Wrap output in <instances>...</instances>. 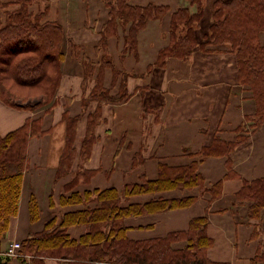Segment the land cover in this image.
<instances>
[{"label": "crops", "instance_id": "1", "mask_svg": "<svg viewBox=\"0 0 264 264\" xmlns=\"http://www.w3.org/2000/svg\"><path fill=\"white\" fill-rule=\"evenodd\" d=\"M42 1L49 4L45 19L62 23L66 42L71 40L77 46L87 43L96 54L95 47L99 44L103 25L109 20L107 0ZM129 1L136 5H165L169 7V11L164 17L148 20L138 31L135 49L125 50V31L122 27L116 35L108 39V49L111 45L119 46L127 54L134 53V56L124 59L126 71L117 69L114 65L118 72L123 70L129 74L122 78L126 97L119 102H102V119L95 128L97 139L85 162L79 149L86 132L88 112L95 110L99 102L97 100L89 103L94 105L87 108L85 115L81 109L74 114L68 111L71 116L81 112L75 140L78 153L70 174L57 178L59 158L65 143L62 110L54 114L53 122L59 123L55 125L51 135L39 134L30 138L28 164L24 171L18 213L11 218L9 229L1 239L0 255H3L2 252L12 241H21L32 233L42 231L45 222L54 215L60 216L64 211L82 206L59 204V196L81 165V161L84 162L81 166L96 171L88 182L81 181L75 186L76 189H122L128 182L141 181L142 174L147 178H156L160 162L177 165L199 160L200 150L213 143L215 138L223 140L224 143L235 142L239 139L238 135L240 137L247 134V138L228 155L208 156L200 162L199 170L205 177L204 188L173 189L160 193L166 197L185 194L197 196L191 205L129 216L124 223L128 227V237L146 239L163 236L171 231L185 230L194 216L207 214L208 233L214 239V244L208 249L209 258L230 264H250L259 244L264 252V211L259 220L248 218L251 202L239 201L236 193L242 188L245 179L264 176V121L252 131L243 133L246 125L253 122L252 115L256 105L251 91L238 79L236 55L225 46L217 47L213 51H205L198 46L186 59L170 56L166 58L164 65L157 66L159 51L167 47L171 40L170 24L173 12L180 7H189L194 12L196 7L189 0ZM214 1H204L200 27L196 30L198 43L206 40L212 22ZM39 7V4H35L32 9L37 11ZM260 40L264 43V30L260 32ZM67 60L66 55L58 88L61 93L66 73L64 63ZM109 60L112 61L110 58ZM75 61L78 62L77 59ZM110 69L105 70L104 85L111 88L112 93H116L121 81L117 77L116 83L112 82ZM80 75L79 87L83 89L82 73ZM94 84L95 78H92V86ZM73 100L74 98L70 104ZM59 101L62 102L61 94ZM57 107L56 105L52 109ZM115 108L120 110L121 117L116 115ZM142 111H145V115ZM30 112L31 109H17L0 100L1 133H7L22 125L26 119L33 118ZM47 115L38 117L42 129L45 130L50 128L47 122H51ZM118 145L120 147L117 153H113V147L117 150ZM137 152H141L143 162L141 166L133 167ZM219 180H222V192L212 199L209 188ZM32 197L36 198L40 209L39 217L35 220L31 219L29 211ZM149 197L151 195L143 194L133 196L129 201H143ZM93 204L94 202H90L91 206ZM85 230L84 225L68 227V231L75 238ZM31 257L24 261L14 256L8 260V264H70L68 260L56 258H45L36 262Z\"/></svg>", "mask_w": 264, "mask_h": 264}, {"label": "trees", "instance_id": "2", "mask_svg": "<svg viewBox=\"0 0 264 264\" xmlns=\"http://www.w3.org/2000/svg\"><path fill=\"white\" fill-rule=\"evenodd\" d=\"M204 1L189 0L196 7L194 12L189 7H180L173 12L171 40L167 47L159 51L156 65H164L170 56L186 59L198 46L205 51L227 47L235 53L238 79L251 91L256 105L253 122L243 129V133H248L247 128L252 131L264 121V43L260 40V32L264 30V0H215L206 40L198 43L196 30L200 27ZM42 2L0 0V100L25 110L53 105L62 80V64L66 59L62 23L45 19L48 3L43 2L37 11L32 9L33 5H41ZM106 3L109 20L103 25L99 44L95 47L96 54L107 52L108 39L116 35L120 27L125 31V49H135L138 31L148 20L164 17L169 11L168 6L153 3L136 5L129 0H107ZM13 4L16 6L12 8ZM3 8L4 16L1 12ZM80 58L84 90L95 78V84L83 103L87 105L89 100L99 101L95 110L88 114L86 132L80 144L79 154L87 159L97 139L95 128L102 119V102H119L126 95L123 93V79L116 93L104 85L103 76L109 67H112L114 84L117 81L118 70L113 62L104 56L96 62L89 54H82ZM8 90H13L14 94L25 92L26 95L22 94L25 99L18 102V98ZM78 120L79 115L71 116L68 111L62 114L65 143L59 158L57 178L73 171L78 153L75 145ZM41 126L39 118H28L7 133L0 131V244L9 229L11 218L18 213L24 171L28 164L29 140L47 131ZM246 135H238L237 141L225 143L215 138L213 143L200 150L199 160L177 165L160 162L156 178H147L142 174L141 181L128 182L122 189H76L75 186L81 181L88 182L96 171L86 168L80 171L78 168L59 196V204L82 206L64 211L60 216L54 215L45 222L42 231L21 240L18 257L25 261V255L30 254L36 262L56 258L68 260L70 264H230L212 260L208 256L214 239L208 233L207 214L194 216L185 230L146 239L128 237L124 220L129 216L191 205L197 196L185 194L166 197L160 193L173 189L204 188L205 177L199 170L200 162L208 156L228 155L247 138ZM137 156H141V152L134 155V166L139 162ZM209 190L212 199L219 196L222 180L211 185ZM143 194L151 197L143 201H129L131 197ZM236 198L241 202L250 201L248 217L259 220L264 209V176L245 179ZM90 202H94V205L91 206ZM29 211L32 220L39 217L40 209L35 197L30 200ZM72 225H84L86 230L75 238L68 231ZM261 247L259 244L250 264H264ZM9 259L0 255V264H8Z\"/></svg>", "mask_w": 264, "mask_h": 264}, {"label": "rangeland", "instance_id": "3", "mask_svg": "<svg viewBox=\"0 0 264 264\" xmlns=\"http://www.w3.org/2000/svg\"><path fill=\"white\" fill-rule=\"evenodd\" d=\"M43 4L44 3L42 2V4L40 6H42ZM11 7L13 8V7H15V5L13 4ZM4 10H5V8L1 9V12H2V15L3 16H4ZM90 43H91V41H90ZM118 45H119V42H118ZM65 49H66V55L68 57V60L64 63L66 73H65V77L63 78L62 93L60 91H57V93L55 95V98H54V101L55 102L53 103V105H51V106L47 105V106H43V107H40V108H34V109H31V112H30V115L33 118L43 117L45 114H48L47 115V119H48V121H51V122H47L48 123L47 125H49L50 128H47L46 129L47 131L41 133L42 136H45V135H48L49 136V135H51V133L53 132V130L55 128V125H57L59 123V122H53L54 121V114H55V112L58 114V113H60V110H62V114H63L64 111H70L72 114H74V113L79 112L80 109H81L82 114L85 115L87 113V108H91L94 105V103H92V105H90L89 103L91 101H95V100H89L87 105H84V103H83L84 100H86V98L89 96V92H90L91 87H92V80H90V82H89L88 87H87L86 90L83 91V89H84L83 86H82L83 89H81V87H79L80 86L79 85L80 84V79H81V75L80 74L82 73V76H83V68H81V60H79V59H81L80 57H81L82 54H90V55H92L93 59L97 60L98 62L101 60V56L102 57L104 56L108 60L110 58L112 61L115 62L114 65L116 66L117 69L122 68L124 71H126L125 60L124 59L126 57H128V56H132V55L134 56V53L133 54H131V53L127 54L125 52L126 49L124 50V48L122 49L121 47H119V46L117 47V46H114V45H111L109 47V49H107L108 51L106 50L107 51L106 53H100V54L97 53V54H95L93 52V48L90 47L89 44L86 43L85 45L77 46L71 40H67V42L65 43ZM106 54H108V55H106ZM75 59H77L78 62H76ZM110 70H111L110 71L111 72V76H113L112 75V67H111ZM123 70H120L118 72V74H117V77L120 78V81H122V78L123 77H128L129 76V74L128 73L126 74V72H123ZM117 79L118 78H116V80ZM112 82H113V80H112ZM4 87H5V85H4ZM7 88H8V86H7ZM12 91L13 90H8V92L10 94H12L13 96H15V97L18 98V100H17L18 102L25 99L24 96H23V95H26L25 92L21 91V93L23 94L22 95V94H17V93L14 94ZM60 94L62 96V102L59 101V95ZM73 98H74V100H73L72 104H70V102H71V100ZM81 100H82L83 108H81V106H82L81 105ZM56 105L58 107L55 108V110L52 109ZM14 108H16V107H14ZM70 109H72L73 111H71ZM116 109L117 108H115V110ZM45 110H48L49 112H45ZM52 111L54 113H51ZM88 113H92V111H89ZM117 114H119L120 117H121V113H120V110L119 109L116 110V115ZM142 114L145 115V111H142ZM79 120H80V117H79ZM120 120H121V118H120ZM137 120L138 119H136V122H138ZM78 123H77V125H78ZM99 123L100 122H97V124H99ZM246 130L249 131L250 128H247ZM57 135H58V130L56 131V136ZM64 136H65V132H64ZM117 147H118V148H116L117 150H115V147H113V153H117L120 145H118ZM87 159L82 156V160L84 162ZM136 159L139 162L143 161L142 155L139 156V157L137 156ZM83 161L80 162L81 165L84 163ZM139 162H138L137 165H135V166L133 165V167H139V166H141ZM81 165L78 166L79 170L84 168ZM137 179L139 180L140 179V176ZM179 191H181V190H179ZM263 211H264V209L262 210V212ZM261 226L263 227V224H261Z\"/></svg>", "mask_w": 264, "mask_h": 264}, {"label": "built area", "instance_id": "4", "mask_svg": "<svg viewBox=\"0 0 264 264\" xmlns=\"http://www.w3.org/2000/svg\"><path fill=\"white\" fill-rule=\"evenodd\" d=\"M21 241L19 240H15L12 241L9 246L6 248V250L4 252H2V254L4 256H8V257H14V256H18L20 253V248H21ZM26 258H30L31 255L30 254H26L25 255Z\"/></svg>", "mask_w": 264, "mask_h": 264}]
</instances>
